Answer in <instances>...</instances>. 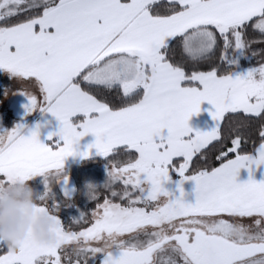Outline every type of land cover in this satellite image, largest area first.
I'll return each instance as SVG.
<instances>
[{
    "label": "snow or ice",
    "instance_id": "snow-or-ice-1",
    "mask_svg": "<svg viewBox=\"0 0 264 264\" xmlns=\"http://www.w3.org/2000/svg\"><path fill=\"white\" fill-rule=\"evenodd\" d=\"M257 43L264 0H0V74L38 89L39 101L21 89L27 112L60 121V139L49 134V143L37 131L22 135L23 125L0 132V184L44 176L38 211L60 225L51 243L0 240V264H264V180H236L241 168L264 164ZM258 53L261 62L236 71L239 56ZM202 101L214 106L215 125L192 135ZM226 113L236 122L223 124ZM254 119L259 144L243 151L239 130ZM87 133L95 141L82 156L95 148L126 159L110 160L102 202L93 191L90 218L72 230L50 194L67 184L65 158ZM173 170L195 182L194 203L163 187Z\"/></svg>",
    "mask_w": 264,
    "mask_h": 264
},
{
    "label": "rangeland",
    "instance_id": "rangeland-1",
    "mask_svg": "<svg viewBox=\"0 0 264 264\" xmlns=\"http://www.w3.org/2000/svg\"><path fill=\"white\" fill-rule=\"evenodd\" d=\"M239 63V62H238ZM247 69L243 70L246 71ZM31 91L37 95L38 101L42 98L39 91L30 88L19 81L10 79L8 76L0 74V132L10 130L17 125L30 122L35 117L39 109L27 112L25 105L28 104V97L21 89ZM110 164L103 162H95L92 164L79 165L77 163L63 164L62 176H67L71 179L75 189L73 197L64 195V183L53 185V191L50 194V200L55 199L58 203L54 209V214L61 219L67 226L80 218L84 213L86 204L92 199V192L98 188H102L108 179L107 172ZM239 170L238 173L240 172ZM170 179L163 182V187L171 194L172 198H181L187 203V193L193 185V180H184L181 183V177L176 171H170ZM241 176V175H239ZM44 176L37 175L32 177L30 184L38 193L44 191ZM183 189L181 197L180 188ZM51 203V201H49ZM75 224H72V227ZM73 230V228H72Z\"/></svg>",
    "mask_w": 264,
    "mask_h": 264
},
{
    "label": "clouds",
    "instance_id": "clouds-1",
    "mask_svg": "<svg viewBox=\"0 0 264 264\" xmlns=\"http://www.w3.org/2000/svg\"><path fill=\"white\" fill-rule=\"evenodd\" d=\"M39 197L26 181L0 184V240L10 247L29 238L55 241L60 225L51 214L38 211Z\"/></svg>",
    "mask_w": 264,
    "mask_h": 264
},
{
    "label": "crops",
    "instance_id": "crops-1",
    "mask_svg": "<svg viewBox=\"0 0 264 264\" xmlns=\"http://www.w3.org/2000/svg\"><path fill=\"white\" fill-rule=\"evenodd\" d=\"M164 1L167 0H161V2ZM245 69L248 68L236 66L237 72H243V70ZM34 89L36 90V88ZM212 111H214V106L212 104H210L208 101L201 102L200 111L198 113L193 114L188 121L189 127L193 129L192 135L195 134V131H208L215 125V121L211 116ZM77 117H83V116L79 115ZM77 117H73L72 119ZM20 125H23V127L20 130L22 135L28 136L31 134L32 131H37L38 138L44 143L50 142L48 140L49 134H56L53 135L52 137V139L54 140L60 139L58 135L60 128V121L53 114L49 112L39 110L36 113L35 117L32 119V121L25 122V124H20ZM94 141H95V136L92 133H87L86 135L81 137L78 141V144L75 145L76 154L66 157L64 164L66 163L79 164L83 160L101 156L100 154L97 153L95 148L90 149V155L87 157H84L80 154L83 151L88 150V145L94 143ZM240 172L242 173H238L236 177L237 182H245L250 177L256 181L264 180V164H261L259 166L252 165L251 169L241 168ZM192 184L193 185H191V187L189 188L190 190L186 195L187 203H194L196 199L195 182L193 181Z\"/></svg>",
    "mask_w": 264,
    "mask_h": 264
},
{
    "label": "trees",
    "instance_id": "trees-1",
    "mask_svg": "<svg viewBox=\"0 0 264 264\" xmlns=\"http://www.w3.org/2000/svg\"><path fill=\"white\" fill-rule=\"evenodd\" d=\"M166 2L167 1H164L161 3H166ZM251 47L253 50H258L260 48H264V44L257 43V44L252 45ZM182 54H183L182 49L178 47L176 50V53H175L176 57L179 58ZM238 62L239 63L237 64V66L249 68L250 66L256 65L257 63L261 62V54L258 53L256 56H254L252 58L246 57V56H239ZM197 67H199V70H204L203 67H200V66H197ZM188 70H197V68L188 66ZM241 115H243V114L241 113ZM230 116H234V114L226 113L225 119L222 121V123L223 124L235 123L236 122L235 119H231V120L229 119ZM78 119H83V117L74 118L73 122L75 123ZM258 128H259V122L254 119L251 129H240L239 130L240 132L243 133L242 145H241V149L243 151L251 152V151H254L255 147L258 146V144H259V135H258V131H257ZM232 138H235V134L233 135ZM213 143H215V142H213ZM228 143L230 145V140L228 141ZM215 154L216 153H215L214 148L211 145H209L208 146V157H210V160H211L210 164L208 165L209 167L215 166L217 163L215 160ZM112 159L116 160L117 162H123L126 159V157L120 155L119 153H114V154H112V156H109V157L98 156V157L83 160L82 162L79 163V165L92 164L95 162H103L104 164H110V160H112ZM195 166H196V157H194V161H193V167H195ZM96 191L102 192V195L100 197V201L102 202L103 191H104L103 187L98 188ZM95 204H96V200L91 199L85 206L84 213L88 214L89 218H90L92 209H94V207H95ZM85 226H88V225H85ZM72 228H73V230H79V227L77 225H73ZM90 264H91V262H90ZM97 264H99V259H97Z\"/></svg>",
    "mask_w": 264,
    "mask_h": 264
},
{
    "label": "water",
    "instance_id": "water-1",
    "mask_svg": "<svg viewBox=\"0 0 264 264\" xmlns=\"http://www.w3.org/2000/svg\"><path fill=\"white\" fill-rule=\"evenodd\" d=\"M64 187H65V188L67 189V191H68V194H67V195L71 196V195L74 194V185H73V182H72L70 179H68L66 185L64 184Z\"/></svg>",
    "mask_w": 264,
    "mask_h": 264
},
{
    "label": "flooded vegetation",
    "instance_id": "flooded-vegetation-1",
    "mask_svg": "<svg viewBox=\"0 0 264 264\" xmlns=\"http://www.w3.org/2000/svg\"><path fill=\"white\" fill-rule=\"evenodd\" d=\"M75 195V189H74V194L73 195H71V197H73Z\"/></svg>",
    "mask_w": 264,
    "mask_h": 264
}]
</instances>
